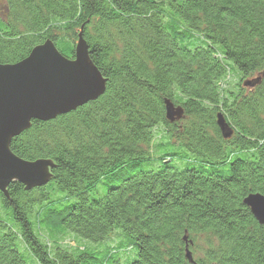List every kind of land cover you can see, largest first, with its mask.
<instances>
[{
    "label": "trees",
    "instance_id": "trees-1",
    "mask_svg": "<svg viewBox=\"0 0 264 264\" xmlns=\"http://www.w3.org/2000/svg\"><path fill=\"white\" fill-rule=\"evenodd\" d=\"M0 14V66L47 41L72 61L80 39L104 81L11 138L51 168L0 191V264H189L186 249L193 264H264L243 204L264 197V0H0Z\"/></svg>",
    "mask_w": 264,
    "mask_h": 264
},
{
    "label": "water",
    "instance_id": "water-1",
    "mask_svg": "<svg viewBox=\"0 0 264 264\" xmlns=\"http://www.w3.org/2000/svg\"><path fill=\"white\" fill-rule=\"evenodd\" d=\"M5 21V18L2 17ZM257 81V80H256ZM248 82L245 86H253ZM104 90V81L90 63L86 47L79 39L74 60L62 57L50 42L34 48L23 61L0 66V191L17 182L31 189L45 185L51 163H27L9 151L11 138L28 128L30 121H48L97 99ZM165 116L172 123L182 116L179 108L164 102ZM216 125L223 139L231 131L221 116ZM253 219L264 226V197L249 195L243 200ZM185 258L193 264L189 251Z\"/></svg>",
    "mask_w": 264,
    "mask_h": 264
},
{
    "label": "rangeland",
    "instance_id": "rangeland-1",
    "mask_svg": "<svg viewBox=\"0 0 264 264\" xmlns=\"http://www.w3.org/2000/svg\"><path fill=\"white\" fill-rule=\"evenodd\" d=\"M0 16L3 17L1 14H0ZM65 242L72 243V242H71V238H70V237H67V238L65 239ZM103 246H104V247L108 246L107 241L103 244Z\"/></svg>",
    "mask_w": 264,
    "mask_h": 264
}]
</instances>
